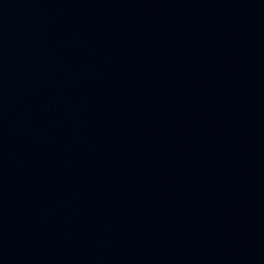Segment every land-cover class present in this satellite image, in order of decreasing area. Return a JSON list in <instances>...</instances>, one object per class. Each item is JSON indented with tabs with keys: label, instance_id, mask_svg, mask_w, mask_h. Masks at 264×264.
<instances>
[{
	"label": "water",
	"instance_id": "95a60500",
	"mask_svg": "<svg viewBox=\"0 0 264 264\" xmlns=\"http://www.w3.org/2000/svg\"><path fill=\"white\" fill-rule=\"evenodd\" d=\"M0 264H264V0H0Z\"/></svg>",
	"mask_w": 264,
	"mask_h": 264
}]
</instances>
